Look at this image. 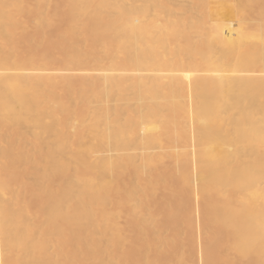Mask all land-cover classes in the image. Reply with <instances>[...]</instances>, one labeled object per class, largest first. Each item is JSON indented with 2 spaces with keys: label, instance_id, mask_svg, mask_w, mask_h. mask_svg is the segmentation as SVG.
Returning <instances> with one entry per match:
<instances>
[{
  "label": "bare ground",
  "instance_id": "obj_1",
  "mask_svg": "<svg viewBox=\"0 0 264 264\" xmlns=\"http://www.w3.org/2000/svg\"><path fill=\"white\" fill-rule=\"evenodd\" d=\"M0 264H264V0H0Z\"/></svg>",
  "mask_w": 264,
  "mask_h": 264
},
{
  "label": "rangeland",
  "instance_id": "obj_2",
  "mask_svg": "<svg viewBox=\"0 0 264 264\" xmlns=\"http://www.w3.org/2000/svg\"><path fill=\"white\" fill-rule=\"evenodd\" d=\"M185 3V6H186V9L187 10H189L191 13L192 12H194L195 13V11H196V8L192 5V4H190V3H186V2H184ZM191 6H193L192 8H191ZM191 8V9H190ZM194 10V11H193ZM19 43L20 42H18V43H16V45H15V48H16V51H18L19 49V51L17 52L18 53V55H20V56H24V55H26L27 54V51H28V45L27 44H25V43H20L21 45H19ZM26 45V46H25ZM26 47V48H25ZM23 53V54H22ZM185 210L184 211H187V208H184ZM196 228H197V225H196ZM211 247H213V245H210V247H207V251H210V248ZM186 249H188V251L186 250ZM190 248H188V247H186L185 248V250L187 251V252H189L190 253V255L192 254V256H193V254H194V256L192 257L195 261H198V256H196L195 257V255H198L199 254V252L197 251V250H192V249H190ZM214 249V247L213 248H211V250H213ZM190 251H192V252H190ZM195 252V253H194ZM195 257V258H194ZM197 259V260H196Z\"/></svg>",
  "mask_w": 264,
  "mask_h": 264
}]
</instances>
